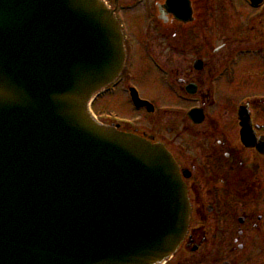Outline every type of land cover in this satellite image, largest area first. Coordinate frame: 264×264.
Here are the masks:
<instances>
[{"label":"water","instance_id":"obj_1","mask_svg":"<svg viewBox=\"0 0 264 264\" xmlns=\"http://www.w3.org/2000/svg\"><path fill=\"white\" fill-rule=\"evenodd\" d=\"M124 61L102 0H0V264H162L179 247L172 157L89 110Z\"/></svg>","mask_w":264,"mask_h":264},{"label":"flooded vegetation","instance_id":"obj_2","mask_svg":"<svg viewBox=\"0 0 264 264\" xmlns=\"http://www.w3.org/2000/svg\"><path fill=\"white\" fill-rule=\"evenodd\" d=\"M104 1L126 60L95 107L117 96L130 113L98 120L163 145L190 204L165 264H264V0Z\"/></svg>","mask_w":264,"mask_h":264},{"label":"rangeland","instance_id":"obj_3","mask_svg":"<svg viewBox=\"0 0 264 264\" xmlns=\"http://www.w3.org/2000/svg\"><path fill=\"white\" fill-rule=\"evenodd\" d=\"M143 74L140 76H137L136 79V85L140 87V89L146 93L147 92V87L144 85V80H143ZM122 99H119L117 96L113 98L107 99L104 104L100 107H95L93 110L97 114H102V110H107L109 112H114L116 114H121V115H128L130 113V110L127 106L123 105ZM102 107V108H101Z\"/></svg>","mask_w":264,"mask_h":264}]
</instances>
